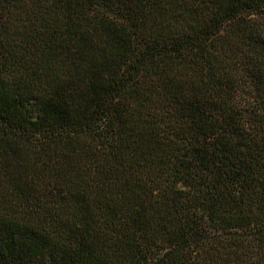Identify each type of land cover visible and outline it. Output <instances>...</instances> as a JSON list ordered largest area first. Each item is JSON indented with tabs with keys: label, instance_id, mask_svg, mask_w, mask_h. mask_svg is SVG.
I'll list each match as a JSON object with an SVG mask.
<instances>
[{
	"label": "trees",
	"instance_id": "1",
	"mask_svg": "<svg viewBox=\"0 0 264 264\" xmlns=\"http://www.w3.org/2000/svg\"><path fill=\"white\" fill-rule=\"evenodd\" d=\"M0 264H264V0H0Z\"/></svg>",
	"mask_w": 264,
	"mask_h": 264
}]
</instances>
